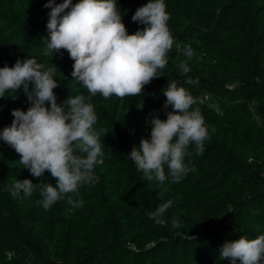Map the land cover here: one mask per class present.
I'll list each match as a JSON object with an SVG mask.
<instances>
[{
    "label": "trees",
    "instance_id": "16d2710c",
    "mask_svg": "<svg viewBox=\"0 0 264 264\" xmlns=\"http://www.w3.org/2000/svg\"><path fill=\"white\" fill-rule=\"evenodd\" d=\"M47 2L0 0V67L34 58L45 68L55 66L58 103L87 96L72 76L74 61L66 50L43 55L51 11ZM147 2L117 0L128 34L144 27L132 16ZM165 4L175 43L163 75L140 96L104 99L98 93L91 100L98 116L95 127L108 133L101 136L103 163L94 169L98 183L80 189L81 208L66 213L65 199L45 210L38 191L30 197L11 195L16 180L53 185L55 180L48 172L32 177L15 149L0 141V264H230L219 259L226 240L264 234V0ZM185 45L193 50L191 58L183 55ZM181 61L190 68L187 74L179 70ZM173 80L197 99L193 108H200L215 131L201 155L189 146L192 155L185 163L194 170L179 183L160 184L146 180L128 154L150 138V112L166 119L163 90ZM226 84L237 85L230 90ZM205 92L216 97L219 109L199 102ZM10 95L0 98V130L11 126L13 109L30 107L22 88L17 99ZM142 102L141 110L136 105ZM167 200L172 205L162 227L148 214ZM173 220L180 227L173 228Z\"/></svg>",
    "mask_w": 264,
    "mask_h": 264
},
{
    "label": "clouds",
    "instance_id": "9594fccd",
    "mask_svg": "<svg viewBox=\"0 0 264 264\" xmlns=\"http://www.w3.org/2000/svg\"><path fill=\"white\" fill-rule=\"evenodd\" d=\"M45 7L51 11L48 36L42 37L43 55L66 50L74 61L72 76L88 95L69 96L58 103L54 89L60 84L53 78L55 66L45 68L34 58H18L13 66L0 67V98L8 92L15 100L22 88L30 103L27 111L12 110L14 119L11 126L0 130V141L15 149L32 177L41 178L48 172L55 180V185L16 180L10 194L30 197L38 191V203L45 210L66 199L69 207L65 212L71 213L83 206L80 189L98 183L94 169L105 155L101 136L108 132L95 127L98 116L92 98L98 93L104 99L140 96L146 85L163 75L160 70L166 67L175 41L168 27L170 14L165 0H148L137 8L132 21L144 27L133 34H128L122 22L117 0H79L75 4L72 0H48ZM182 51L187 58L193 56L190 45ZM178 67L181 74L190 71L184 61ZM186 82L195 83L191 79ZM163 95L166 119L158 113L148 114L150 138L141 139L128 159L146 180L176 184L194 170L185 163V157L192 155L189 146L194 145L195 154L201 155L215 128L206 125L200 108H193L197 99L176 81H169ZM136 106L142 110L143 102ZM171 205V200L161 203L149 218L166 226L165 213ZM172 227H180L179 222L173 220ZM219 259L230 264H264V234L226 240L219 249Z\"/></svg>",
    "mask_w": 264,
    "mask_h": 264
},
{
    "label": "built area",
    "instance_id": "2783aa9c",
    "mask_svg": "<svg viewBox=\"0 0 264 264\" xmlns=\"http://www.w3.org/2000/svg\"><path fill=\"white\" fill-rule=\"evenodd\" d=\"M236 85L237 84H226L225 86H226V88L232 90V89H234L236 87ZM199 102L201 104H208V105H210L214 109H219V105H218V103L216 101V97L213 94L209 93V92L203 93L200 96V98H199ZM250 107L253 109V104H251ZM256 118H258V116H256ZM127 246L130 249H135V250L137 249V247H136V245L134 243L128 242L127 243Z\"/></svg>",
    "mask_w": 264,
    "mask_h": 264
}]
</instances>
